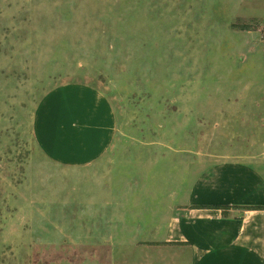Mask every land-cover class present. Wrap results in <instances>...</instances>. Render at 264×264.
Returning a JSON list of instances; mask_svg holds the SVG:
<instances>
[{"label": "rangeland", "instance_id": "1", "mask_svg": "<svg viewBox=\"0 0 264 264\" xmlns=\"http://www.w3.org/2000/svg\"><path fill=\"white\" fill-rule=\"evenodd\" d=\"M69 84L115 115L87 165L34 136ZM224 160L264 169V0H0V264H112Z\"/></svg>", "mask_w": 264, "mask_h": 264}, {"label": "crops", "instance_id": "2", "mask_svg": "<svg viewBox=\"0 0 264 264\" xmlns=\"http://www.w3.org/2000/svg\"><path fill=\"white\" fill-rule=\"evenodd\" d=\"M115 129L106 98L83 84L51 90L33 117L39 147L64 165L103 157ZM116 254L112 264H264V169L242 160L206 167L159 238Z\"/></svg>", "mask_w": 264, "mask_h": 264}, {"label": "trees", "instance_id": "3", "mask_svg": "<svg viewBox=\"0 0 264 264\" xmlns=\"http://www.w3.org/2000/svg\"><path fill=\"white\" fill-rule=\"evenodd\" d=\"M247 209H252V208H250V207H247Z\"/></svg>", "mask_w": 264, "mask_h": 264}]
</instances>
